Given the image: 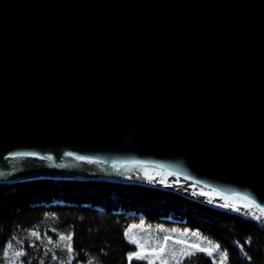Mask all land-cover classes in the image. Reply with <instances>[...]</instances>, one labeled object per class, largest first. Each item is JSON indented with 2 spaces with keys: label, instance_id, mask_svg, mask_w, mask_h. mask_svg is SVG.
<instances>
[{
  "label": "water",
  "instance_id": "water-1",
  "mask_svg": "<svg viewBox=\"0 0 264 264\" xmlns=\"http://www.w3.org/2000/svg\"><path fill=\"white\" fill-rule=\"evenodd\" d=\"M34 179L264 225V0H0V183Z\"/></svg>",
  "mask_w": 264,
  "mask_h": 264
},
{
  "label": "trees",
  "instance_id": "trees-1",
  "mask_svg": "<svg viewBox=\"0 0 264 264\" xmlns=\"http://www.w3.org/2000/svg\"><path fill=\"white\" fill-rule=\"evenodd\" d=\"M173 218L216 242L229 264H264V225L251 219L160 188L56 179L0 183V264H7L5 249L9 257L25 251L16 264H147L127 260L135 246L124 235L126 226L171 224ZM181 264L214 262L196 252Z\"/></svg>",
  "mask_w": 264,
  "mask_h": 264
},
{
  "label": "rangeland",
  "instance_id": "rangeland-1",
  "mask_svg": "<svg viewBox=\"0 0 264 264\" xmlns=\"http://www.w3.org/2000/svg\"><path fill=\"white\" fill-rule=\"evenodd\" d=\"M173 220L175 219L173 218ZM177 221L175 220L171 224L162 222L154 225L143 220L130 223L125 228V231H127V236L125 237L127 241L137 240L149 249L165 246L163 255L165 259L169 260V264H176L173 256L181 261L186 257L184 254L201 252L199 250L201 248L208 250L202 253L210 257L214 264H229L227 253L216 242L201 235L195 229L181 226ZM166 237L167 240H165ZM144 261L147 262V260ZM156 264H159L158 260Z\"/></svg>",
  "mask_w": 264,
  "mask_h": 264
},
{
  "label": "snow or ice",
  "instance_id": "snow-or-ice-1",
  "mask_svg": "<svg viewBox=\"0 0 264 264\" xmlns=\"http://www.w3.org/2000/svg\"><path fill=\"white\" fill-rule=\"evenodd\" d=\"M66 155H72V153H66ZM51 159V157H49ZM77 159H85L84 157H77ZM168 175H172L171 173H168ZM148 179L151 180L152 177L149 175ZM201 195H207V193H201ZM246 199V198H245ZM230 205L225 204L224 207L227 208ZM33 236H36L37 239H39V235L35 232L32 233ZM125 236H127V231L124 233ZM60 239H64L63 236L60 237ZM69 240L72 239V236L69 235L68 237ZM167 240V237L165 238ZM129 243L135 245L136 250L135 251H129L127 253V260L131 262L133 259L137 261H143L147 260V264H156V261H159V264H169V260L164 258V253H165V246H161L159 248H153L149 249L146 246L140 244L137 240H129ZM178 243H180L178 241ZM250 243V241H249ZM7 247H11V244L7 245ZM196 247V246H192ZM201 252L208 251L207 249H199ZM67 252L69 255L73 253V246L72 244H69L67 247ZM185 256H188L190 254H184ZM4 258L7 260V264H16V258H23L25 256V251L24 250H18L14 253L13 257L8 256V252L5 249L3 252ZM151 257V258H150ZM173 259H175L176 264H181V261L177 259L175 256H173ZM249 261L251 260V257L248 258Z\"/></svg>",
  "mask_w": 264,
  "mask_h": 264
}]
</instances>
